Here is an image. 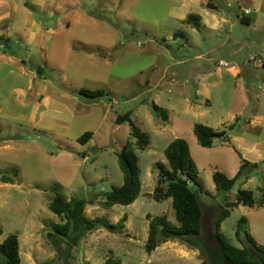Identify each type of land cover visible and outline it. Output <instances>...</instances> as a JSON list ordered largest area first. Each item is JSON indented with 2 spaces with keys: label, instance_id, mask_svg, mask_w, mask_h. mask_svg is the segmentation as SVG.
Returning <instances> with one entry per match:
<instances>
[{
  "label": "rangeland",
  "instance_id": "374dc122",
  "mask_svg": "<svg viewBox=\"0 0 264 264\" xmlns=\"http://www.w3.org/2000/svg\"><path fill=\"white\" fill-rule=\"evenodd\" d=\"M174 1L52 0L57 14L44 12L38 5L33 8L37 20L59 32L46 42V61L34 46L26 51L17 36L13 37L12 52L25 58L31 54L44 68L47 81L38 82L42 88L47 86L51 96L56 87L65 86L75 93L82 89L107 92L98 100L76 94V112L73 117L63 114L67 123L62 127L53 125L52 118L59 116L53 107L43 124L35 126L16 115L31 111L34 104L30 102H35L28 98V104L21 106L12 93L24 80L13 75L4 80L0 68V106L7 109L0 115V174L14 180L0 182V243L17 235L21 264H103L109 257L123 264H202L205 259L211 264L196 238L189 239L193 243L170 240L151 254L145 249L149 216L166 215L171 224L179 225L172 200L157 202L152 197L158 178L156 163L167 162L165 150L176 138L189 143L198 168L204 189L200 194L204 211L201 238L210 248L219 247L215 221L226 202L234 200L240 190L251 191L255 199L262 197L264 12L248 0H212L217 14L230 21L223 22L219 31H210L176 18L172 7L181 4ZM241 8H249L258 24L238 21L236 12ZM190 10L197 14L199 8ZM36 61H29L30 67ZM65 77L69 81L64 84ZM204 78L216 84L208 95L211 106L203 103L207 96L198 93ZM246 89L259 97L249 98ZM155 104L168 114L167 120L156 113ZM127 112H132V119L149 137L145 151L133 144L128 123H116ZM197 123L226 131L228 142L217 139L212 148L202 147L193 132ZM90 131L94 132L90 141H78ZM128 143L139 157L141 194L131 205L105 208L102 203L107 194L123 185L117 154ZM242 157L259 166L249 168L250 178L243 176L230 193L219 192L213 173L235 177ZM55 188L67 200H91L85 211L88 218L123 223L125 229L112 233L100 227L76 245L49 237L53 225L61 223L49 208ZM243 218L247 220L244 228L264 250V207L233 208L220 232L232 245L252 248L244 235H236ZM0 264H6L2 254Z\"/></svg>",
  "mask_w": 264,
  "mask_h": 264
},
{
  "label": "trees",
  "instance_id": "16d2710c",
  "mask_svg": "<svg viewBox=\"0 0 264 264\" xmlns=\"http://www.w3.org/2000/svg\"><path fill=\"white\" fill-rule=\"evenodd\" d=\"M243 21L245 20L243 19ZM186 22L193 24L196 28L201 27V19L196 14H190ZM178 35L180 34L176 33L174 36ZM74 49L79 50L76 46H74ZM85 51L92 53L89 50ZM102 56L103 58L106 57L105 55L100 57ZM37 72L39 75H43L44 68L39 67ZM79 94L89 99L98 100L106 96L107 92L104 90L82 89ZM206 104L209 105L208 102ZM154 110L164 120L168 119V114L161 110L158 105H154ZM116 123L118 125L129 124L131 136L135 139L133 144L139 150L145 151L149 147V137L132 119V112L119 115ZM193 132L198 143L205 148H212L217 139L227 141L228 138L226 131H216L200 123L194 125ZM93 136L94 132H86L78 141L84 144L90 141ZM117 155L124 182L121 187L114 188L111 193L107 194V201L102 203L105 208H110L114 205H131L141 194L142 183L139 157L132 149V145L128 143ZM165 156L167 162L159 161L156 163L158 178L152 197L157 202L172 200L179 225L171 224L166 215L149 216V235L145 245L146 251L151 254L162 244L176 238L186 239L190 243H193L192 240H189L190 238H196V244L201 248L202 255L208 254L211 257V264H264V250L258 246L254 237L244 228L247 222L245 218L240 220L236 235L238 238L244 235L252 248L247 245L242 248L236 247L220 232L222 223L230 216L233 208L241 205L251 208L264 207V188H261L262 197L259 199H255L251 191L240 190L234 200H230L222 206L215 221L214 237L219 245L218 249L215 250L206 245L201 238L204 211L200 201V194L204 193V189L199 181L198 168L191 155L189 143L182 138L174 139L166 148ZM258 166L259 163H251L242 158L241 168L233 178L221 171H215L213 180L217 190L230 193L239 179L243 176L244 179L250 178L249 168H257ZM0 182L14 183V180L0 174ZM192 185L198 188V191H195ZM54 192L55 196L49 208L61 219V223L53 225V232L49 234V237L61 238L76 245L88 233L100 227H105L112 233H118L125 229L123 223L115 225L107 223L102 218H88L85 211L87 206L92 203L91 200L79 197H72L67 200L58 188H55ZM2 234L3 230L0 229V236ZM0 254L5 257L6 264H21L20 241L17 235H9L0 243ZM103 264L123 263L119 259L109 257ZM202 264H209V261L205 259Z\"/></svg>",
  "mask_w": 264,
  "mask_h": 264
},
{
  "label": "crops",
  "instance_id": "0c3cea01",
  "mask_svg": "<svg viewBox=\"0 0 264 264\" xmlns=\"http://www.w3.org/2000/svg\"><path fill=\"white\" fill-rule=\"evenodd\" d=\"M211 1L212 0L209 2L206 0H175L174 2L181 5L172 7L171 13L179 20L185 22L190 14H194L190 9L195 6L199 8L196 13L201 19V27L204 26L210 31H219L223 26L222 23L230 21V19L226 20L220 17L216 12V5ZM248 1L257 5V10L264 12V0ZM28 4L30 6H28ZM38 5L44 12L50 11L51 14L59 13V9L52 4V0H0V40L2 41L0 44V68H2L3 73H5L4 80L11 75L24 80L22 84L19 86L16 85L12 89V93L17 95V101L20 105L22 104L21 106H26L28 104L26 101L28 98L35 101L30 102L34 104H31L33 106L31 111L20 112L16 114L18 117L28 120L32 125L39 126L40 123L43 124L46 120V112L48 109L53 107L57 115H59L52 118L53 125L62 127V125L67 123V121L62 118L63 114H69L70 117L74 116L76 112L74 101L76 94L79 93H75L71 91L69 87L65 86V88L56 87V93L54 96H51L47 93V86L42 88L40 82H38L47 81V78L38 74L37 69L41 66L38 65L39 63L36 61V57L29 54V56L25 58L17 52L13 53L10 47L13 37L17 36L23 49L29 51L30 47L34 46L35 50L42 53L45 61L47 60L46 42L50 41L53 36L59 35V32H57V29L44 26L37 20L34 9L36 10V6ZM246 11H250V13L246 15ZM252 15L253 13L249 8H241L240 11L236 12L238 21L243 23V25L258 24V17L252 18ZM243 19L245 21H243ZM201 27L198 29H201ZM29 61H36V64L33 63L31 65L32 67H30ZM257 67H260V65ZM68 81L69 78L67 77L62 80L64 84ZM200 83L202 84V89H198V93H203L207 96L203 103L206 104V102H208V106H211L213 102L208 95L210 94L212 86L216 84L211 83L210 78H204ZM245 91L248 93L247 96L251 99L252 97H259L257 92H254L252 89H246ZM4 111H7L5 106H0V115H3ZM228 139L229 138H227L226 142H228Z\"/></svg>",
  "mask_w": 264,
  "mask_h": 264
},
{
  "label": "built area",
  "instance_id": "2783aa9c",
  "mask_svg": "<svg viewBox=\"0 0 264 264\" xmlns=\"http://www.w3.org/2000/svg\"><path fill=\"white\" fill-rule=\"evenodd\" d=\"M250 13V11H246L245 14L248 15Z\"/></svg>",
  "mask_w": 264,
  "mask_h": 264
}]
</instances>
